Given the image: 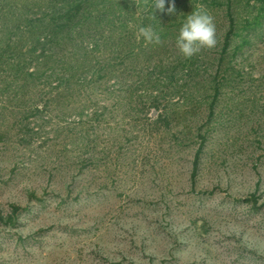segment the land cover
I'll use <instances>...</instances> for the list:
<instances>
[{
  "label": "rangeland",
  "instance_id": "obj_1",
  "mask_svg": "<svg viewBox=\"0 0 264 264\" xmlns=\"http://www.w3.org/2000/svg\"><path fill=\"white\" fill-rule=\"evenodd\" d=\"M210 15L218 42L195 66L220 87L210 118L199 104L213 91L182 76L169 84L178 113L169 127L153 109L130 124L106 114L89 140L76 117L67 121L78 128L58 137L49 119L0 97V264H264V20L220 58L229 25L224 12ZM141 68L133 81L145 96Z\"/></svg>",
  "mask_w": 264,
  "mask_h": 264
},
{
  "label": "trees",
  "instance_id": "obj_2",
  "mask_svg": "<svg viewBox=\"0 0 264 264\" xmlns=\"http://www.w3.org/2000/svg\"><path fill=\"white\" fill-rule=\"evenodd\" d=\"M172 2L177 16L166 14ZM154 3L155 0H0L3 106L26 113L27 118L49 119L54 123L52 132L58 137L78 128L71 127L69 117L77 118L80 134L89 140L94 129L97 135L96 128L106 121V114L130 124L133 116L138 117L137 110L144 117L147 110L153 109L169 127L172 116H178L169 109L173 96L169 84L182 76L213 91L208 105L199 104L212 117L220 87L213 75L204 78L197 73V55L183 57L180 62L174 58L179 53L175 41L180 28L187 15L201 8L209 14L224 12L229 30L218 53L222 58L235 38H245L244 33L248 35L260 27L264 0H165V12L155 10ZM239 10L246 11L247 17L239 19ZM254 12L257 15L253 16ZM243 21V25L238 24ZM149 26L160 35L159 44L148 43L139 36L138 29ZM244 44L248 41L233 48V57ZM138 65L142 67L143 84L149 87L145 96L136 94L133 81ZM62 109L66 112L52 115ZM70 110L74 113H67ZM197 111L198 105L184 114ZM17 124L21 125L23 136L32 133L29 123ZM36 137L38 134L34 133L31 140ZM198 137L201 141L193 162V182L206 142V137ZM245 202L256 204L257 199ZM20 210L14 207L7 223L11 224ZM0 221L3 222L1 217Z\"/></svg>",
  "mask_w": 264,
  "mask_h": 264
},
{
  "label": "clouds",
  "instance_id": "obj_3",
  "mask_svg": "<svg viewBox=\"0 0 264 264\" xmlns=\"http://www.w3.org/2000/svg\"><path fill=\"white\" fill-rule=\"evenodd\" d=\"M154 9L165 12V0H155ZM155 12V11H154ZM166 14L177 16L175 3L172 2ZM154 18L155 15L153 13ZM139 36L148 43L159 44L160 35L152 27H140ZM216 26L214 18L203 8L187 15L183 22L175 44L179 53L186 59H190L204 49H212L217 44Z\"/></svg>",
  "mask_w": 264,
  "mask_h": 264
}]
</instances>
